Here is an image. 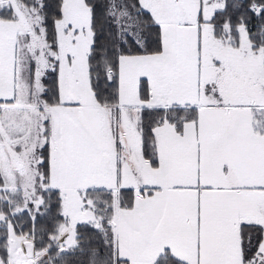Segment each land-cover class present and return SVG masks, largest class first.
Listing matches in <instances>:
<instances>
[{
  "label": "snow or ice",
  "instance_id": "snow-or-ice-1",
  "mask_svg": "<svg viewBox=\"0 0 264 264\" xmlns=\"http://www.w3.org/2000/svg\"><path fill=\"white\" fill-rule=\"evenodd\" d=\"M0 264H264V0H0Z\"/></svg>",
  "mask_w": 264,
  "mask_h": 264
}]
</instances>
